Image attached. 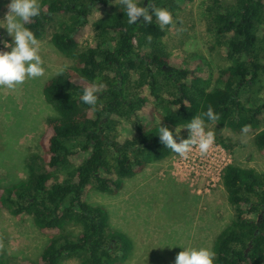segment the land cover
Here are the masks:
<instances>
[{
	"label": "trees",
	"instance_id": "obj_1",
	"mask_svg": "<svg viewBox=\"0 0 264 264\" xmlns=\"http://www.w3.org/2000/svg\"><path fill=\"white\" fill-rule=\"evenodd\" d=\"M190 1L151 3L174 19ZM40 2V15L25 26L40 41L48 24L64 15L51 43L73 63L43 87L54 115L46 121L42 154L28 158L24 179L0 187V210L30 219L47 237L37 260L21 264L69 258L120 264L132 241L110 225L103 206L88 202V194L115 195L125 179L173 155L156 135L159 122L175 132L211 106L219 119L205 117V124L227 149L232 144L218 134L241 133L247 125L264 152V0H212L207 8L210 49L226 62L217 77L202 70L203 58L179 61L166 51L163 37L172 23L163 31L155 17L130 25L120 0ZM136 2L147 7L149 0ZM94 83L104 87L89 106L80 96ZM221 179L234 218L214 240L213 264H264V171L230 164ZM0 264H11L2 252Z\"/></svg>",
	"mask_w": 264,
	"mask_h": 264
},
{
	"label": "rangeland",
	"instance_id": "obj_2",
	"mask_svg": "<svg viewBox=\"0 0 264 264\" xmlns=\"http://www.w3.org/2000/svg\"><path fill=\"white\" fill-rule=\"evenodd\" d=\"M8 2L0 0V21L7 12ZM211 2L191 0L184 9L177 11L163 43L166 51L179 61L203 58L208 63L202 70L217 77L226 62L218 50L210 49L213 37L208 31L211 18L207 8ZM62 20L64 15L56 16L40 40L43 75L27 78L13 89L0 87V187L24 179L28 158L42 154L40 141L46 121L54 115L44 100L43 87L47 80L73 63L72 59L58 53L51 43V35ZM0 39L11 43V37L3 28H0ZM84 43L85 38L82 39ZM211 127L205 124L206 131ZM220 135L232 144L229 150L218 138L214 139L224 151L226 165L264 171V152L255 145L254 134L225 129L218 137ZM180 137L188 138L186 129L180 130ZM179 161L180 156L173 153L168 159L149 165L135 177L125 179L122 189L115 195L97 190L89 192L88 202L103 206L110 225L132 241L131 252L120 264H174L177 253L183 250L181 247L212 250L217 235L232 222L234 211L221 177L219 179L213 170L209 177L213 176L214 182L205 175L196 181L187 171L177 175L174 165ZM46 242L47 237L30 219L19 221L6 209L0 210V252L11 264L36 261ZM122 244L126 245V240H122ZM61 264H80V261L69 258Z\"/></svg>",
	"mask_w": 264,
	"mask_h": 264
},
{
	"label": "clouds",
	"instance_id": "obj_3",
	"mask_svg": "<svg viewBox=\"0 0 264 264\" xmlns=\"http://www.w3.org/2000/svg\"><path fill=\"white\" fill-rule=\"evenodd\" d=\"M120 2L130 25L137 24L139 21L148 24L155 17L160 30L163 31L165 26L172 23L171 12L167 8L154 6L151 0L147 7L138 6L136 0H120ZM6 7L7 12L3 21H0L2 22L0 28L6 30L7 35L11 37V43L0 39V44H3V49H0V87L13 89L27 78L42 76L45 71L39 54L40 41L33 31L25 26L32 18L40 15L41 2L40 0H9ZM147 39L151 40V36ZM103 87V83H94L91 87L84 88L80 100L86 105H95L98 90ZM205 117L207 121L215 123L219 119V114L214 113L213 108L208 106L206 111L195 115L183 128L176 127L175 132L160 126L159 122L156 135L164 147L180 157H186L193 146L198 148L201 154H206L212 147L215 136L212 130H205ZM181 129L188 130L187 139L180 137ZM240 131L246 134L249 127L244 125ZM181 248L183 250L177 253L174 264H213L215 252L210 248Z\"/></svg>",
	"mask_w": 264,
	"mask_h": 264
},
{
	"label": "built area",
	"instance_id": "obj_4",
	"mask_svg": "<svg viewBox=\"0 0 264 264\" xmlns=\"http://www.w3.org/2000/svg\"><path fill=\"white\" fill-rule=\"evenodd\" d=\"M226 156L224 151L219 145L213 143L212 147L206 154H201L195 146L187 154L186 157H180L179 163L174 165L176 174L188 172V176H194V180L200 179L202 176H207L209 181L214 182L213 176H210V172L213 170L214 173L218 175L217 177H222V172L226 165ZM226 165V166H225ZM192 179V180H193Z\"/></svg>",
	"mask_w": 264,
	"mask_h": 264
}]
</instances>
